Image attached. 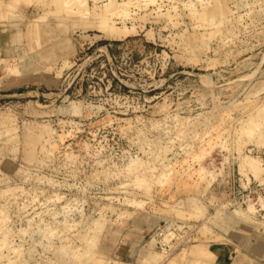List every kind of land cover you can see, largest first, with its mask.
I'll list each match as a JSON object with an SVG mask.
<instances>
[{
  "label": "rangeland",
  "instance_id": "rangeland-1",
  "mask_svg": "<svg viewBox=\"0 0 264 264\" xmlns=\"http://www.w3.org/2000/svg\"><path fill=\"white\" fill-rule=\"evenodd\" d=\"M144 1L112 16L137 32L72 19V48L47 57L65 20L40 21L58 37L29 35L48 8L23 3L35 71L9 83L0 63V264H201L203 249L210 264H264L249 246L264 243V181L240 166L251 154L264 167V146L241 134L245 118L264 124V0ZM155 237L150 259L139 250Z\"/></svg>",
  "mask_w": 264,
  "mask_h": 264
},
{
  "label": "bare ground",
  "instance_id": "bare-ground-1",
  "mask_svg": "<svg viewBox=\"0 0 264 264\" xmlns=\"http://www.w3.org/2000/svg\"><path fill=\"white\" fill-rule=\"evenodd\" d=\"M19 1H21V2H19ZM31 1L34 4H38L41 6L44 5V3H45L46 7L48 9L43 10V12H39L37 14V17L34 20H32V23H31L29 31H28L29 35H32V34L37 35L38 33L41 35L42 30H45L48 33L55 32L54 37H58V32H56L57 31L56 27H54V28L50 27L48 29L47 28L44 29L41 27V24H40L41 19L46 18L48 15H50V13L52 15L59 17L60 24L64 20L66 21V22L64 21V24H61L60 31L63 34H61V33L59 34L60 38L57 41L58 44L56 43V45L53 44V45L46 47L45 49L40 50L41 54L44 57H47L48 55L54 56V54H56V47L57 46H59V48L60 47L61 48H69V49L72 48V45L68 44L69 40L71 38V32H72V29H71L72 23H73L72 19L83 20V21L84 20L85 21H93L94 22L93 26H95L99 31H101L103 33V36L106 38H112V39H116V38L118 39L119 38L120 39V38L126 37V36L134 33V30L136 31V29H134L136 27L131 28V26L129 27L127 25L119 26L112 19V16H114L117 13H120V14L126 15V16L129 15L130 12H129L128 8L132 4L133 0L125 1L123 3V6H120L116 0H108L106 2L104 1V4H101V5H98L97 4L98 0H95L96 4H95L94 8H91L92 5L90 6L88 0H47V1L46 0H0V63L2 65V73L1 74H2V77L5 78V80H8L7 82H9V83H12L15 80H17L16 78L19 75L24 76L26 74H29V73L35 71V68H34L32 61H31L32 57L34 55L28 57L27 53L23 50H20L21 46H19L21 39H23V35H22L20 28H19V26L21 25L20 20H22V17L24 16V13L22 12L23 3L30 4ZM141 1L142 0H136L135 3L134 2L133 3L140 5ZM150 1H152V0H147L146 2L145 1L144 2L147 4L148 2L150 3ZM193 5L190 6V8H189L190 9V15L196 16L198 14L197 17H199V15H200L201 18H204L207 15V19H208L209 9H207L206 6H205V8L202 9L203 12H201V10H199V8L197 9V7L193 6ZM120 14H119V16H120ZM203 14L204 15L206 14V15L204 16ZM144 15H146V13ZM149 15H150V13H149ZM152 16H153V14H152ZM202 16H204V17H202ZM154 17L155 16H153V18ZM67 21L69 22V24H66ZM82 28L86 31L89 28V26L84 25V26H82ZM38 39H40V38L38 37L35 40L38 41ZM39 43H40V41H39ZM197 56H198V54H197ZM65 64H68L67 61H65L64 65ZM62 69H63V67H62ZM0 81H1V79H0ZM257 110L260 111V109H257ZM259 111L257 113L264 115L263 112L260 113L261 111L260 112ZM252 112H254V111H252ZM256 115H254V116L248 115L251 117L250 118L247 117L248 119L245 118V120L243 119L244 121L242 122L243 126L241 129L242 130L241 134L242 135L247 134L249 139H251V138L256 139V141H255L256 144H258L261 147L262 145L264 146V133H263V127H262L264 124L261 125L259 123V121H261V120L258 121V119L260 117L257 119ZM262 118H264V117H262ZM263 123H264V121H263ZM241 134H240V136H242ZM253 136H255V137H253ZM27 144H28V146H26L25 152H27L29 154H34V150H35L34 147L32 145H30L29 141ZM52 146H53V144H52ZM240 160H241L240 166H241L242 171H247L249 169L262 182L264 181V167L262 166V162H261L259 156L251 155V154L241 155ZM251 206H253V205L251 204ZM179 213H181V212H179ZM235 216H236L235 213H231V214L229 213V215L227 216V220L231 221L233 223H236V224H240V225L246 224L245 220H243L239 217H235ZM3 218L6 219V217H3ZM100 220L101 219H98L96 221L99 222ZM105 225L106 224H104V223H100V224L97 223L96 231H100L101 229L104 230ZM178 226H180V225H178ZM168 228H169V226H168ZM207 228L208 227H206L205 229H207ZM205 229H203V230L205 231ZM229 230L231 233L233 232L236 236H244L241 233H239L240 231L238 232L237 230H232L231 228H229ZM96 231L93 232V235H90L87 238L88 242L92 241L90 238H94V237L98 238V239L100 238V236H98V233ZM209 231H211V230H209ZM166 234H167V232H166ZM152 239H154V240L150 241L149 248L147 250H143L140 248L139 252L144 254L145 256L149 257L150 259H156V258H159V256H161V254H163V253L161 250V243L159 242L160 240L156 241V237L152 238ZM166 240H167V238H166ZM249 246L252 249H254L256 252H258L259 254L264 253V243L263 242L254 243L253 241H250ZM202 251L207 255H208V253H210V251L208 252L207 250H206L207 251V253H206L204 249ZM202 251H200V252H202ZM198 252H199V250H198ZM200 252L198 253L199 255H200ZM202 253H201V256L203 255ZM193 254L195 255V253H193ZM214 254L215 253L213 252V254L208 255V256L206 255V256L209 258L210 256H212ZM203 256H202V258L196 259V260L199 259L201 264H210L212 261L214 262L217 259V254L214 255L216 257H210L211 259L209 258V260L206 259L205 256L203 259ZM208 261L209 262L211 261V262L209 263ZM95 262L97 264H101L103 261H99V259H98ZM90 264H94V263L91 262ZM234 264H247V263L243 262V261H235Z\"/></svg>",
  "mask_w": 264,
  "mask_h": 264
},
{
  "label": "crops",
  "instance_id": "crops-1",
  "mask_svg": "<svg viewBox=\"0 0 264 264\" xmlns=\"http://www.w3.org/2000/svg\"><path fill=\"white\" fill-rule=\"evenodd\" d=\"M243 262H246L247 264H249L248 261H243Z\"/></svg>",
  "mask_w": 264,
  "mask_h": 264
}]
</instances>
